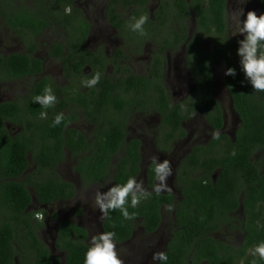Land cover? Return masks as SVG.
<instances>
[{
    "label": "trees",
    "instance_id": "trees-1",
    "mask_svg": "<svg viewBox=\"0 0 264 264\" xmlns=\"http://www.w3.org/2000/svg\"><path fill=\"white\" fill-rule=\"evenodd\" d=\"M35 1L38 2V6L49 1L52 18L54 10H60L53 4L55 0ZM158 1L160 5L154 15V21L149 19L148 22L176 23L184 26V34L173 30L176 37L174 42L170 41L169 47L186 41L185 24L191 18H195L198 25L196 34L206 35L213 41L212 48L205 50L202 41L194 35L186 47L190 73L198 85L196 95L199 102L193 104L194 106L190 104L187 109L181 108L185 102L173 105L167 99L164 87L157 82V79L160 81L161 75L148 80L131 73L121 81V88L126 89L127 86V91H124L126 93L138 86L156 95V98L151 96L150 104L152 107L159 105V109H154L160 114L162 126L167 125L169 128L167 133L161 131L165 140L186 136L187 133L181 123L189 118L194 110L204 112L208 124L221 132L224 127L223 109L212 97L213 78L210 65L220 66L224 63L226 69L233 67L237 71L235 78L224 76V82L240 124L233 137L220 133L218 140L212 139L206 146H198L191 151L181 169L191 168L198 171H177L176 187L180 199L176 200L169 193L160 195L153 193L137 208L129 206V212L138 213L136 219L125 220L117 210L111 212L110 218L104 220L102 230L115 232L117 244L128 242L138 226L146 234H153L161 225L166 206L171 204L174 207L173 211H168L172 231L165 250L168 256L166 264H240L241 260L244 264H252L254 259L256 264H264L258 257L247 255L249 248L264 241V171H260V163L257 164L253 160L255 154L259 155L264 150V92H253L251 84L245 79L235 60L238 57L237 41L243 37L231 43L228 41L227 0ZM259 1L263 4L264 13V0ZM18 2L22 0H0V15L5 17L10 10H14L12 27L21 36L39 35L47 27V22L41 15L36 13L35 17L30 15L24 7L17 5ZM119 2L126 9L138 4L144 6L146 10L147 0H109L106 13L111 24L119 28L124 23L116 15ZM67 4L71 5L72 0H66L61 9H65ZM61 13L67 27L83 22L77 20L82 19V14L76 8H73L72 15H65L63 11ZM54 19L59 18L54 16ZM80 32L83 33L85 42L88 34V22L85 19L84 30ZM54 47V55L61 56L64 53L63 46ZM73 50L77 51L79 47L75 46ZM82 52L84 55H78L76 61L72 53L70 69L81 72L83 67L91 66L93 74L101 73V80L96 87L103 88L104 91L100 99H96L92 104L95 110L101 106L108 107L107 112L109 109L113 110L109 114L116 117L111 121L121 120V123L107 125L97 134V137L104 140L93 150L89 158L90 168L86 169V160L79 159L80 166H76L75 172L80 174L84 186L104 184L110 178L114 185L126 182L130 176L138 179L144 172L140 168L138 141H133L129 145L125 158H119L116 166H113L115 171H108L110 155L117 154L124 144L126 135L124 123L127 117L123 112L129 100L121 95H114L115 85L102 79L105 63L94 61L93 58H97L92 57L90 52L85 50ZM153 67L161 69V64ZM41 71L42 61L31 54L0 56V83L31 77ZM153 72L154 70L151 74L155 77L158 73ZM47 84V79L35 83L30 88L28 98H24L22 102L0 103V264H15L16 260L19 264H83L87 251L88 232L70 222H62L54 231L55 248L61 257L51 254L50 248L39 235L49 219V212L45 206L50 207L60 200H70L76 194L71 183L53 173L46 175V170L55 168L56 164L62 161L61 154L65 147L76 154V151L86 146L85 139L80 136H77L78 140L74 138L65 140V136L70 137L72 134L70 131L66 135L63 134L65 121L59 126L52 127L54 117L41 119L40 113L48 109L34 103L33 98L43 94L45 87H48ZM92 91H96L95 87ZM89 104L90 102L84 101L85 108ZM138 106L136 113L142 111L144 104L140 103ZM6 122L20 126L23 131L11 136L5 127ZM28 152L32 153L35 171L25 175L30 166ZM145 180L148 191H151L156 181L152 165L146 172ZM34 200L38 211L30 210V207L35 205ZM241 207L244 219L240 221L231 214ZM37 212L43 214V220L36 219ZM51 218L55 220L56 214H52ZM232 231H239L242 234L241 245L235 246L228 237L220 240L216 236L217 233L225 234ZM158 264L162 262L159 261Z\"/></svg>",
    "mask_w": 264,
    "mask_h": 264
},
{
    "label": "flooded vegetation",
    "instance_id": "flooded-vegetation-1",
    "mask_svg": "<svg viewBox=\"0 0 264 264\" xmlns=\"http://www.w3.org/2000/svg\"><path fill=\"white\" fill-rule=\"evenodd\" d=\"M46 1V0H45ZM48 1V0H47ZM51 1V0H50ZM81 0H72V12L70 15L73 14V8H76L79 10L82 14L81 18H78L79 16H76L78 18L77 20H82L83 22H80L81 24H73L71 27H67L65 25L64 20L61 17V11L65 14V9H61L66 4V0H55L53 4H56L58 8L61 10H54L53 18L51 16V10H50V2H44L40 3L38 6V2L35 0H22V2H18L17 5H20L24 7L29 14L33 15L35 17L36 14L41 15L45 19V22H47V27L39 34V35H20L17 30H15L11 23L12 19V13L14 10H10L8 14L4 15L5 17L0 15V18L4 20L5 26L12 32L20 35L19 37L23 41V43L27 46L25 52L23 53H13V54H31L34 58H37L42 61V71L38 74H34L31 77H25L17 80H5L0 83V85H5L9 82H18L20 81L22 84H24L23 89L19 90L18 94H15L13 98L10 96L8 98L10 99H0V103L3 102H22L23 99L28 98V93L30 91V88L37 83L40 80L47 79L48 80V87L50 86L53 90V93L57 97V103L51 107L48 108L47 112V118L48 117H55L58 113H63L65 116V129L63 130V134L66 135L68 131H70L72 134L71 136H65V140H71V139H77V136L83 137L86 141L85 148L80 149L79 151H76L77 153L74 154L70 149L64 148L62 151V161H59L55 168L46 170L45 174H55L59 177H61L64 181L71 183L76 191L75 196L70 200H60L59 202H56L54 204H51L52 206L48 207L45 206L46 210L49 212V219L47 221L51 223H56L57 228L59 224L62 222H70L72 224L78 225L79 227L84 228V225L82 223H75L70 220L66 219H59V216L57 212L52 211V207L54 206H62L64 204H68L72 202L74 199L77 198L79 194L80 189H87L88 192L91 188L96 187L99 190L107 191L109 185H114L111 178L108 179L104 184H90L87 186H84V181H82V178L80 174L75 172L76 166H80V163L78 162L79 159L86 160L85 167L86 169H89L90 166V160L89 158L92 155L93 150L97 149V144H100L104 138L97 137V134L102 131L107 125L116 123L120 124L121 120L117 121H111L116 116L110 115L109 113L110 109L107 112L108 107L103 108L102 106L99 109H94V105L92 104L93 101L96 99H100L101 95L103 94V88L96 87V91H92L93 88H86L83 87L82 81L84 80L83 77L90 78L93 74V68L91 66H85L83 67L81 72H75L73 69H70V60L74 56V61L77 60L78 55H82V50H85L87 52L91 53L92 57H96L97 59L93 58L94 61H102L105 63L106 67L102 74V79L105 81H110L111 84L115 85V89H113L114 95L117 96H123L129 100V104L126 106L125 111L123 114L127 117V121L124 123V130H125V139L123 146L119 149V152L117 154H111L109 160H111L110 167L108 168V171H115L113 166H116L119 158L123 157L125 158V152L128 150L129 145L133 141L139 142V156L141 158L140 162V168L142 169L143 174L141 177L138 178L140 180L141 178L144 179V184L147 187V190L149 189L145 180L146 172L149 171V167H151V161L150 157L157 156L161 161L164 159H170L174 160L172 157L176 152H182L183 154L179 156L177 161L175 163H172V169L174 171L173 182L170 183V187H172V192L169 193L173 195L176 200L180 199V193L179 190L176 187V173L177 171H198L191 168H182L181 165L185 162L188 155L191 153V151L198 147V146H206L213 138H212V132L214 129L208 124L206 119L204 118V112L196 111L194 110L193 114L182 121L181 126L187 133L184 137H173L169 138L168 140H165L163 135H161V131L168 132L169 128L168 126H162V119L160 117V114L154 109H159V105L157 107H152L150 104V98H156V95L150 94L148 92L149 90H146L142 87H135L134 89H129V92L127 91L128 87H122L121 88V81L125 78L129 77L131 73L142 76L144 78H148V80H152L157 78L159 75L160 81L157 79V82H159L161 86L164 87L165 95L167 99L173 104H183L181 108L187 109L189 108L190 104H197L198 101V85L196 84L194 78L192 77L190 73V67L187 60V44L188 42L193 38V35H196L203 44V47L205 50H210L213 46V41H210V38L203 34H196L198 25L196 24L195 18L189 19V22L185 24V27L187 29V39L181 42V44L172 45L169 47L170 41L174 42V39L176 35L173 33V30L179 31L180 33L184 34V26L180 24H170V23H164V24H151L148 22L144 25L145 31L147 32V35L141 36L139 33L131 31V29L128 27V24L131 22L130 19L126 21V13L129 12L131 14V17H139L140 15H148L149 19L151 21H154V15L156 11L159 8L160 2L158 0H147V3L145 4L146 10L143 8L142 5H133L130 8L126 9L121 2H119L116 15L119 16L123 21V25L119 28L117 26H113L110 22L109 15L106 13V8L109 3V0L106 2L104 9L102 10L103 15H106V18L108 19L109 25L112 26L115 30L118 31L117 39L114 41L116 45H120L112 52L111 55H105L102 52H99L98 49L94 50L90 48L89 42L90 38L93 33V27L94 24L90 22L87 15L84 13V8H81L79 6V2ZM255 11H257L258 15L263 13L262 12V6L263 4L259 0H255ZM66 6H69L67 4ZM34 10H32V9ZM228 0L226 3V14L228 11ZM36 13V14H35ZM69 15V14H65ZM54 16H57L59 19L55 20ZM47 19V20H46ZM84 19L88 22V34L87 38L84 42V35L82 32L84 30ZM60 21V22H59ZM229 24V23H228ZM51 30H55L59 32V36L52 41H49L45 48H47V55L43 56L38 53L37 50V40L39 37H41L44 33H48ZM80 30V31H79ZM61 34V35H60ZM227 37L229 43H231L233 40H237L242 38L239 34L236 36L232 35V29H230L229 25L227 27ZM155 39V40H154ZM110 44L112 45L113 40L110 38L108 39ZM167 42V44H166ZM33 43V44H32ZM60 45L63 46L64 53L61 56H56L53 54L54 46ZM75 46L79 47V50L75 51L73 48ZM148 47V48H147ZM210 47V48H209ZM33 49V50H32ZM32 50V51H31ZM73 53V56H72ZM10 54V55H13ZM84 55V54H83ZM171 55H182L183 57V63L185 65V69L183 70L180 67L179 60H176L174 62V66L171 69ZM9 56V55H7ZM4 56V57H7ZM140 60H142V65H139L135 68L133 64V61L136 57ZM51 61L53 63V66H59L57 69L58 73L56 75H53V71H50V75L45 76L46 73V66L47 62ZM158 64H161V69L154 68L153 66H156ZM111 67L112 73L108 72L107 68ZM69 68V69H68ZM211 73H212V97L216 100L214 97L215 94V85H216V71L220 70L223 71V81H224V73L226 71V66H224V63H221L220 66L216 65H210ZM223 69V70H222ZM154 70L153 73H158L155 77H153V74H151V71ZM184 71V75H183ZM225 85V82H224ZM226 87V85H225ZM227 93L230 97L229 91L226 88ZM97 92L96 94H94ZM160 94V92L158 93ZM157 94V95H158ZM18 95V96H17ZM93 95L95 98H93ZM190 99V100H188ZM84 101L90 102L87 108L84 107ZM217 101V100H216ZM218 102V101H217ZM144 104V108H142L141 112H137L136 110L139 109V104ZM219 103V102H218ZM220 104V103H219ZM221 105V104H220ZM115 106V105H113ZM194 106V105H193ZM222 107V105H221ZM230 107L233 112V114L236 117L237 124H240L239 117L235 113L233 109L232 99L230 97ZM223 109V107H222ZM196 114H201V117L203 118V127H205L208 130L209 135H204V140L202 137L198 136L201 140L198 142V139L194 136V134L189 135V131L185 128V123L187 120L192 118ZM138 115L141 117L139 120L137 119L135 122L132 121V118ZM124 116V117H125ZM41 117V116H40ZM42 119V118H41ZM156 119V120H155ZM223 119H224V127L220 133H225V130L227 128V122H226V116L223 109ZM238 125L235 127L233 136L235 135V132L238 128ZM5 127L8 130V133L11 136H14L15 134H19L23 131V129L20 126H14L11 123L6 122ZM227 134V133H226ZM231 136V137H233ZM148 140V141H146ZM58 155V154H57ZM170 157V158H169ZM28 159L30 161V166L27 169L25 175H29L35 171V164L32 163V153L28 152ZM176 160V159H175ZM254 162L257 164L260 163V171H264V150L258 154H255L253 157ZM84 164V163H83ZM66 165V171L67 175L73 174L75 177V180H68L65 179V176L59 175L57 171H61L60 168L62 166ZM47 171H52L51 173H48ZM172 177V176H171ZM216 180V176L214 177ZM172 181V179H171ZM157 181H155V184ZM163 194H167V192H164ZM33 203L35 205L30 207V210L38 211V207L36 204V201L34 200ZM80 212V213H79ZM56 214V219L52 220V214ZM76 216L79 217L83 214L81 209L75 210ZM165 214H170L167 210L162 215V222L159 227V229L153 233V234H146L140 226L136 227L141 229L142 232L146 235H154L156 234L165 218ZM241 217H237V216ZM232 217L236 218V220H243L244 214L242 211V207L237 210L235 213L231 214ZM170 218V216H169ZM246 218V217H245ZM104 220L100 222L99 228L100 232H103L102 230V224ZM172 224V223H171ZM88 232V240L90 239V233L89 231L84 228ZM135 229V231H136ZM135 231L132 235V238L129 240L131 241L134 237ZM172 231V228H171ZM171 231L169 233V237L167 238L164 247L161 251L165 252L168 241L171 236ZM218 234V233H217ZM216 234V236H217ZM228 234L231 237H234V241L232 238H229L235 246H239L242 244L243 237L242 234L239 231H232L228 232ZM55 240H56V233H54L53 240L51 243V254H53V250L60 252L55 248ZM87 240V244H88ZM239 240V243L237 241ZM128 241V242H129ZM126 243V242H125ZM117 244V243H116ZM124 244V243H121ZM120 245V244H118ZM253 248V247H252ZM252 248H249L252 249ZM249 250L247 251V255L249 254ZM59 254H56V256H59ZM61 257V256H59ZM159 261H157L156 264H158ZM15 264H19L16 260Z\"/></svg>",
    "mask_w": 264,
    "mask_h": 264
},
{
    "label": "rangeland",
    "instance_id": "rangeland-1",
    "mask_svg": "<svg viewBox=\"0 0 264 264\" xmlns=\"http://www.w3.org/2000/svg\"><path fill=\"white\" fill-rule=\"evenodd\" d=\"M108 0H81L79 2V6L84 8V13L86 11V15L90 22L94 24L93 33L90 38L89 46L90 48L96 50L98 49L99 52H102L105 55H113L112 52L120 45H116L114 41L117 39L119 33L115 30L112 26L109 25L108 19L106 15H103L102 10ZM255 0H228V11H227V27L229 25L230 29H232V35H238V30L235 24V20L233 17V13L237 15L240 14L241 11H244L245 16L249 10L255 11ZM257 13V11H256ZM258 14V13H257ZM126 21L131 18V14L129 12L125 15ZM243 19V17H242ZM191 23V22H189ZM229 23V24H228ZM61 35V34H60ZM20 35L10 31L6 26L3 19L0 18V56L4 57L13 53H23L25 52L27 46L23 43ZM59 36V32L55 30H51L48 33H44L39 39L37 40V50L38 53L45 56L47 55V48L45 45L52 40H55ZM194 36V35H193ZM113 40L112 45L108 41V39ZM148 48V47H147ZM210 48V47H209ZM171 69L174 66V62L179 60L180 67L184 70L185 65L183 63L182 55H171ZM236 58V57H234ZM239 64V57L235 59ZM135 68L139 65H142V60L138 58V56L132 60ZM51 61L47 62L46 66V73L45 76L50 75V71H53V75L58 73L57 69L59 66H53V63L50 64ZM108 72L112 73L111 67L108 66ZM223 70V69H222ZM184 75V71H183ZM216 85H215V94L214 97L216 100L222 105L225 116H226V124L227 128L225 133L229 135V137L233 136V132L235 127L238 125L235 115L233 114L231 107H230V97L227 93L226 87L223 81V71L217 70L216 71ZM24 84L20 81L18 82H9L5 85H0V99H10L9 96L13 98L15 94L19 93L20 89H23ZM18 96V95H17ZM141 117L136 115L132 118V121L135 122L137 119L139 120ZM156 120V119H155ZM185 128L188 130L189 135L194 134V136L198 139V142L204 140V135H209L208 130L203 127V118L201 114H196L192 118L186 121ZM202 137L203 139L199 140ZM148 141V140H146ZM182 152H176L172 157L174 160H170L171 162L175 163L179 156H181ZM176 159V160H175ZM66 165L60 168L61 171H57V173L61 176L67 175ZM174 175V171H173ZM172 177L168 179V185L174 181ZM68 180H75L73 174L69 176H65V179ZM172 179V181H171ZM140 180L143 181L144 179L141 178ZM174 184V182H173ZM112 185H109L111 187ZM145 189L147 187L144 184ZM172 188V187H171ZM87 189H80L79 194L76 199L68 204H64L62 206H54L52 207V211L57 212L59 219H66L72 222H79L84 225L90 233V238L92 235H96L100 233V212L95 204V193L97 191H101L96 187L91 188L88 192ZM81 209L83 214L79 217L76 216L75 210ZM238 218L241 216H237ZM46 226L39 232V235L43 242L51 250V243L54 236V231L56 227V223H51L46 221ZM78 225V223H77ZM172 224L170 222L169 214H165L164 222L160 228V230L154 235H146L142 232L141 229L137 228L134 234V237L131 241L126 242L124 244H116L117 251L120 255V258L124 260L125 264H156L157 261H153L152 256L156 252H160L165 245L167 238L169 237V233L171 231ZM227 236H226V235ZM218 233L217 238L224 240V237L232 238L234 241V237H231L228 233ZM90 239L88 240V242ZM239 243V240L237 241ZM59 254L58 252L53 250V255ZM61 256V254H59Z\"/></svg>",
    "mask_w": 264,
    "mask_h": 264
},
{
    "label": "clouds",
    "instance_id": "clouds-1",
    "mask_svg": "<svg viewBox=\"0 0 264 264\" xmlns=\"http://www.w3.org/2000/svg\"><path fill=\"white\" fill-rule=\"evenodd\" d=\"M65 14H71V5L65 7ZM238 34L243 38L237 41V56L239 57V67L244 74L245 79L251 84L253 92H264V13L257 14L254 10L246 13L241 11L239 15L233 13ZM243 17V19H242ZM128 27L131 31L139 33L141 36L147 35L144 25L148 23L149 16L144 14L138 18H130ZM225 76L233 77L237 71L233 67L226 69ZM101 80V73L95 72L91 78H85L82 81L83 87L93 88ZM33 102L39 104L44 109L53 107L58 101L52 88L45 87L43 94L36 95ZM42 119L47 118V112H41ZM65 120L63 113H58L53 119L52 127L59 126ZM212 138H220L219 130L212 132ZM235 155V153H232ZM151 165L155 174L156 184L151 191L145 189L143 181L134 176H130L126 182L115 184L108 188L107 191H97L95 193V204L100 212L101 221L110 218L109 214L119 210L125 220L136 219L138 213L129 212L131 208H137L143 200L149 199L153 193L160 195L164 192L171 193L172 188L168 185V179L173 175L172 163L168 159L161 161L159 157H150ZM130 202V203H129ZM173 205H167L166 210L173 211ZM41 212L36 213L37 220H43ZM249 254L258 257L264 261V241L256 244L249 250ZM153 261H160L166 264L168 256L166 252H156L152 256ZM83 264H125L120 258L116 245V233L112 231L100 232L92 235L88 242L87 251L84 255ZM240 264H244L243 260ZM256 264V260L252 261Z\"/></svg>",
    "mask_w": 264,
    "mask_h": 264
}]
</instances>
